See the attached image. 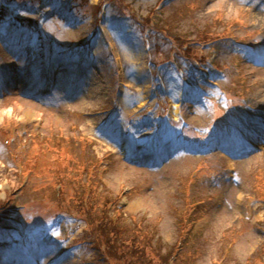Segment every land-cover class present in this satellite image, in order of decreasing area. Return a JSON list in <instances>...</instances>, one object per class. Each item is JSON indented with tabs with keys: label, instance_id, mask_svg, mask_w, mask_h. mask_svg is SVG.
Returning a JSON list of instances; mask_svg holds the SVG:
<instances>
[{
	"label": "rangeland",
	"instance_id": "374dc122",
	"mask_svg": "<svg viewBox=\"0 0 264 264\" xmlns=\"http://www.w3.org/2000/svg\"><path fill=\"white\" fill-rule=\"evenodd\" d=\"M122 2L0 0V264H119L81 239L117 223L156 264H264V0Z\"/></svg>",
	"mask_w": 264,
	"mask_h": 264
},
{
	"label": "trees",
	"instance_id": "16d2710c",
	"mask_svg": "<svg viewBox=\"0 0 264 264\" xmlns=\"http://www.w3.org/2000/svg\"><path fill=\"white\" fill-rule=\"evenodd\" d=\"M42 0H34V2H41ZM121 3L122 0H121ZM7 8V7H6ZM133 11V10H132ZM134 13V11H133ZM132 13V14H133ZM7 15V9H4L3 6H1L0 3V19H2V16ZM150 17V15H148ZM10 19V22L7 19ZM7 23L9 24L10 27L12 28H17L19 27L17 24L14 23V20L16 19L15 17L9 16L7 18H5ZM17 20L19 21V23H21L22 26H25L26 28H30L32 30L36 29V24L38 22L39 19H23V18H17ZM12 21V22H11ZM16 21V20H15ZM148 23V22H147ZM10 36H12L11 31H9ZM206 34H208V32H205ZM205 34L201 33L200 36L202 39H205L203 36ZM172 38L175 41H177V43L180 44H184L185 46V53H189L191 51H193V47L188 46L185 42L189 41V36L187 34H173ZM85 39L83 41V44H86L89 42V40ZM176 43V44H177ZM88 197L87 194L85 193L83 195V197L80 200V205H81V209L85 212V216L88 217H84L87 224H91L94 225L95 222L99 223V221H96V218L94 215L90 214V210L91 208H85V205L88 206V201H87ZM87 201V202H86ZM2 207V205H0ZM91 206V204H89V207ZM0 207V208H1ZM98 225V224H97ZM96 225V226H97ZM118 226L115 227V229H113L112 231H106L103 229H99L100 232L96 231L93 232H88L87 231V236L88 238L86 239H82L83 242L87 241L90 242L94 241L95 244L100 243L102 244L103 248V252H104V256H115L114 258L119 259L120 263L119 264H156L154 262V260L152 259L153 257L149 254H147V249L148 247H153L154 244H156V242H158L159 238L156 240L153 239L151 237V235L149 233H144L142 234L140 237H138V240H136L135 237V232L133 231V229L130 227V229H126V230H122V227L127 228L128 226H126L125 224H119L117 223ZM99 226V225H98ZM134 227V226H133ZM93 231V230H92ZM102 231V232H101ZM137 233V232H136ZM97 234V235H96ZM138 236V233H137ZM143 236V237H142ZM101 237L104 238V241H101ZM97 240H100L97 241ZM154 240V241H153ZM161 247L159 248V254L162 255V249L164 247V243H160ZM131 247H133V249H130ZM131 251V255L130 258H128V254ZM166 251V255H168V263H169V258L171 259V255L175 256V252H170ZM177 252V251H176ZM166 255H162V256H166ZM122 261V262H121Z\"/></svg>",
	"mask_w": 264,
	"mask_h": 264
},
{
	"label": "bare ground",
	"instance_id": "6f19581e",
	"mask_svg": "<svg viewBox=\"0 0 264 264\" xmlns=\"http://www.w3.org/2000/svg\"><path fill=\"white\" fill-rule=\"evenodd\" d=\"M23 110H25V116L27 118H30L32 115L33 116L35 115V114H33V111L31 109L23 108ZM125 151L127 154H129V152H130V148L128 147L127 143L125 144Z\"/></svg>",
	"mask_w": 264,
	"mask_h": 264
}]
</instances>
